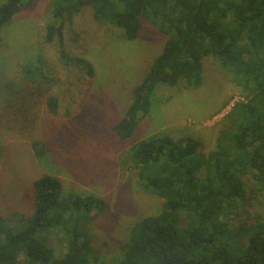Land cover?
Listing matches in <instances>:
<instances>
[{"label": "trees", "instance_id": "1", "mask_svg": "<svg viewBox=\"0 0 264 264\" xmlns=\"http://www.w3.org/2000/svg\"><path fill=\"white\" fill-rule=\"evenodd\" d=\"M36 1L0 2V47L15 18ZM47 12L44 41L58 42L63 64L82 63L70 51L66 33L74 31L76 17L89 12L127 40L137 39L146 21L164 36L161 52L131 88L123 113L115 99L112 111L90 104L64 132L56 125L51 130L54 141L64 137L68 147L85 135L84 121L106 116V124L89 126L94 139L104 148L128 149L122 152L125 171L135 172L143 196L156 197L160 207L132 222L109 263L89 233V218L107 211V202L95 193H66L60 177L42 173L25 205L11 198L0 209V264H264V213L251 211L259 195L264 202V0H50ZM207 57L247 93L228 113L230 125L216 137V148L205 153L195 139L173 138L161 132L165 129L132 138L160 84L202 87ZM56 76L41 48L13 78L0 67V128L30 139L40 110L48 105L52 114L58 111L59 96H49ZM42 145L32 143L37 156Z\"/></svg>", "mask_w": 264, "mask_h": 264}, {"label": "rangeland", "instance_id": "2", "mask_svg": "<svg viewBox=\"0 0 264 264\" xmlns=\"http://www.w3.org/2000/svg\"><path fill=\"white\" fill-rule=\"evenodd\" d=\"M49 1L37 0L30 11L20 13L8 27L6 42L0 47V67L8 79L14 77L25 59L41 48L48 63L57 71L49 96H59L57 113L52 114L46 108L48 105L40 110L36 130L30 139L0 128V209L11 198H18L23 201L21 205H25L26 199L31 197L35 176L46 172L62 179L66 193H95L107 202L109 209L89 218V233L103 257L111 263V258L119 251L115 243L127 237L132 222L140 214L157 212L160 203L156 197L143 196L135 181V172L125 171L127 156L122 152L128 149L118 152L115 147L104 148L99 138L94 139L95 132L89 126L106 124V116L100 121L95 118L88 123L84 121L85 135L68 147L61 142L64 137L54 141L51 130L56 125L58 131L64 132L65 124L70 127L72 119L89 110L90 104L106 105L112 111L115 99L123 113L131 88L150 70L165 38L154 24L146 21L139 37L127 40L121 30L95 20L89 12L76 17L74 31L66 33L70 51L82 58V63L63 64L59 59L58 42L46 44L44 41ZM74 33L80 36L78 41L72 40ZM203 65L204 83L200 89L183 87L181 81L175 86H158L151 111L132 138L147 131L165 129L161 132L173 138L195 139L205 153L216 148V137L230 125L228 113L237 103L247 100V93L231 81L228 72L213 58L207 57ZM115 118L111 115L109 120ZM106 131L110 133V126ZM84 137L87 142L81 141ZM36 140L44 144L38 148L41 154L38 156L32 147ZM251 211L264 213L261 195ZM54 241L60 240L54 238ZM102 241H107L108 245H103ZM61 249L65 251L60 241L58 251Z\"/></svg>", "mask_w": 264, "mask_h": 264}]
</instances>
